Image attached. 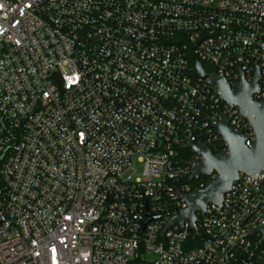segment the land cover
<instances>
[{
    "label": "built area",
    "instance_id": "1",
    "mask_svg": "<svg viewBox=\"0 0 264 264\" xmlns=\"http://www.w3.org/2000/svg\"><path fill=\"white\" fill-rule=\"evenodd\" d=\"M257 70L264 101V0H0V264H264V170L165 229L208 181L184 145L255 141L213 78Z\"/></svg>",
    "mask_w": 264,
    "mask_h": 264
},
{
    "label": "water",
    "instance_id": "2",
    "mask_svg": "<svg viewBox=\"0 0 264 264\" xmlns=\"http://www.w3.org/2000/svg\"><path fill=\"white\" fill-rule=\"evenodd\" d=\"M195 44H190L187 58L193 68L192 75L210 76L215 74L214 67L203 68L201 63L193 55L192 49ZM240 81L236 83L234 89L221 76L214 77L216 84L215 93L225 102L239 108L240 113L245 116L254 131V143L248 147L245 139L239 130H235L228 125V119L214 120L213 126L220 136V141L226 144V149L213 153L210 147L200 142L199 144L188 143L184 145L190 148L191 152L200 157L199 160L186 161L191 168L189 180L197 179L199 176L211 177L204 188H194L185 196H181L188 206L177 216L165 219V229L175 222L182 225L185 218L189 219L193 229H196L197 212H203L207 203L220 204L223 193L227 191L231 183L236 180L239 173L256 174L259 170H264V101L253 98L256 92L258 70L251 82H245L242 73ZM148 219L144 224L162 218L161 215L147 213ZM264 239V226L258 229ZM129 264H151L134 262Z\"/></svg>",
    "mask_w": 264,
    "mask_h": 264
},
{
    "label": "rangeland",
    "instance_id": "3",
    "mask_svg": "<svg viewBox=\"0 0 264 264\" xmlns=\"http://www.w3.org/2000/svg\"><path fill=\"white\" fill-rule=\"evenodd\" d=\"M131 167L135 170V172H134V174H135L134 176L135 177L141 175V172H142V169H143V164L138 161L137 157H132ZM131 172H132L131 170H128L124 174V176H128ZM146 258H147V260H151V259H153V255L152 254H147Z\"/></svg>",
    "mask_w": 264,
    "mask_h": 264
},
{
    "label": "flooded vegetation",
    "instance_id": "4",
    "mask_svg": "<svg viewBox=\"0 0 264 264\" xmlns=\"http://www.w3.org/2000/svg\"><path fill=\"white\" fill-rule=\"evenodd\" d=\"M214 153V152H213ZM215 154V153H214ZM210 177V176H209ZM209 177L206 176H199L197 179L193 181L194 185H197L202 180H209Z\"/></svg>",
    "mask_w": 264,
    "mask_h": 264
},
{
    "label": "trees",
    "instance_id": "5",
    "mask_svg": "<svg viewBox=\"0 0 264 264\" xmlns=\"http://www.w3.org/2000/svg\"><path fill=\"white\" fill-rule=\"evenodd\" d=\"M212 151L214 153H217L218 151H220V149L216 151L215 149L212 148ZM190 156H191L190 151L189 150H186V158H189Z\"/></svg>",
    "mask_w": 264,
    "mask_h": 264
}]
</instances>
